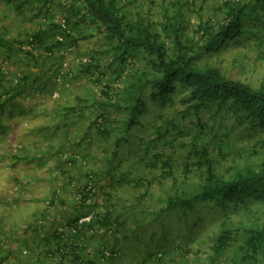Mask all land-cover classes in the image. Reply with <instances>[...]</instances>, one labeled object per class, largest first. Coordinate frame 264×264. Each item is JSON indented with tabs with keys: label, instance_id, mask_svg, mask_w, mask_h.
I'll list each match as a JSON object with an SVG mask.
<instances>
[{
	"label": "trees",
	"instance_id": "1",
	"mask_svg": "<svg viewBox=\"0 0 264 264\" xmlns=\"http://www.w3.org/2000/svg\"><path fill=\"white\" fill-rule=\"evenodd\" d=\"M0 3L19 26L16 35L0 27V55L28 66L19 77L0 69V117L26 92L48 90L65 52L91 38L99 46L73 75L100 87L99 97L58 117L70 123L81 111L68 144L79 157L94 148L100 165L80 174L83 187L56 218L24 230L14 264H178L171 252L189 264L195 249V264H264V0ZM233 132L261 145L243 167L222 162Z\"/></svg>",
	"mask_w": 264,
	"mask_h": 264
},
{
	"label": "rangeland",
	"instance_id": "2",
	"mask_svg": "<svg viewBox=\"0 0 264 264\" xmlns=\"http://www.w3.org/2000/svg\"><path fill=\"white\" fill-rule=\"evenodd\" d=\"M1 5L0 3V27L4 24V29H7L9 34L16 35L15 29L19 26L13 25L16 19L12 16H15V12L11 9H4ZM58 13L59 18L66 15L65 12ZM94 37H97V34ZM97 50H99L98 43L95 38H91L82 42L80 48L65 52L66 60L62 63L49 89L26 92L0 117V264H14L20 254L19 243H22L24 230L36 220L41 219L40 222H42L43 217L48 222L56 218L57 211L61 207L60 203L66 204L72 201L76 190L83 187L84 184L78 182L80 174L85 172L87 174L91 167L100 165V162L96 160L97 152L93 148V151L83 152L82 157L76 153L77 169L71 170L68 158L76 156V150L73 144H68V141L73 143L75 140L74 127L70 123L76 119L77 123L83 124L84 118L81 116V111L75 115L69 114L70 123H65L62 117H58L63 110L65 112L70 106H76L79 99L83 102V107L89 105L86 99L81 100L83 97L88 99L90 95L99 97L101 88H95L88 77L75 78L73 76L79 73L81 66L88 63L94 55L93 52ZM252 51L247 60L251 71H253V62L257 56L256 51ZM133 62L136 61L133 60ZM259 63H264V59ZM27 68L28 66L24 63L21 65L18 61L10 62L0 55V69L10 76L15 74L19 77L26 72ZM102 71L108 72L110 69ZM260 72L264 71L260 68ZM92 87L96 91L95 94L88 92ZM93 106L95 104L92 101L91 107ZM89 109L94 110L90 107ZM210 118L208 113L204 117L206 120ZM226 123L229 126L231 121L228 119ZM65 132H68V135ZM87 145L89 146L84 142L83 146L87 147ZM95 145L93 143L90 147ZM228 147L226 153L231 152L232 155L222 161L226 166H232L234 159L243 167L247 165L246 157L249 153L262 151L258 137L255 139L253 134L241 135L233 132ZM249 156L250 163L258 160V158ZM80 164L86 168L85 171L78 168ZM81 182H86L84 176ZM55 188L59 190L58 198L55 197L57 207L56 205L51 207L50 199L54 196ZM237 216H240V213ZM170 229L171 227L166 228L167 231ZM179 230L183 229L179 228ZM187 234L191 236L192 230ZM179 235L175 234L172 238H167L168 245L176 246V243L180 241L181 235ZM200 241H197V244ZM26 251L31 252L28 248ZM196 251V249L190 251L189 264L196 263ZM171 254L176 263L183 264V256L180 253L171 252ZM201 256L203 260L204 255ZM164 257L165 255L163 259ZM24 258L26 263H32L30 257L24 256ZM128 261L123 260L115 264H137L141 259L128 258ZM160 263L163 264V262ZM164 264L172 263L165 261Z\"/></svg>",
	"mask_w": 264,
	"mask_h": 264
},
{
	"label": "built area",
	"instance_id": "3",
	"mask_svg": "<svg viewBox=\"0 0 264 264\" xmlns=\"http://www.w3.org/2000/svg\"><path fill=\"white\" fill-rule=\"evenodd\" d=\"M86 221H89L90 220V217L89 218H87V219H85Z\"/></svg>",
	"mask_w": 264,
	"mask_h": 264
}]
</instances>
